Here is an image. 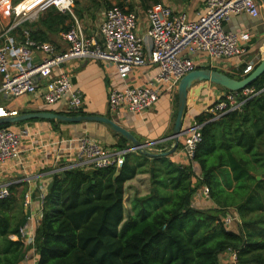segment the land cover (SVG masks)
<instances>
[{"label": "trees", "instance_id": "obj_1", "mask_svg": "<svg viewBox=\"0 0 264 264\" xmlns=\"http://www.w3.org/2000/svg\"><path fill=\"white\" fill-rule=\"evenodd\" d=\"M52 10L56 14L52 11L50 19L39 23L55 34L67 17ZM27 26L35 40L50 42L43 31ZM250 88L263 91L264 75ZM119 137L118 150L129 149L128 141ZM263 137L264 92L242 111L207 123L193 158L202 171L199 186L207 187L218 210L238 213L241 232L228 230L214 215L191 207L197 190L194 172L169 158L154 161L162 162L167 176L161 187L169 188V181L172 192L162 195L154 175L153 196L135 201L133 213L127 214L124 185L139 171L130 154L120 170H70L51 176L53 186L41 210L34 247L12 239L27 216L24 202L29 187L11 185L10 195L0 200V264H21L32 250L36 264H220V256L228 250L238 253V264H264V179L253 175L264 170ZM255 213L261 216L249 218Z\"/></svg>", "mask_w": 264, "mask_h": 264}, {"label": "built area", "instance_id": "obj_2", "mask_svg": "<svg viewBox=\"0 0 264 264\" xmlns=\"http://www.w3.org/2000/svg\"><path fill=\"white\" fill-rule=\"evenodd\" d=\"M74 6L75 0H0V16L11 20L8 30L0 34V96L3 100L37 96L51 107L63 104L64 112L61 113H80L84 99L74 87L72 76L65 71L64 65L74 60L98 61L114 66L120 80L119 86L109 92L110 113L116 115L127 111L144 114L156 106L163 96L174 94L187 74L199 69L216 70L225 61L246 56L251 34L226 32L224 25L234 16L247 14L258 18L261 14L257 0H206V11L196 20H190L186 13L157 3L147 8L146 34L140 36L137 14L115 6L106 11L99 34L89 38L75 15ZM52 9L73 18V24L63 33L67 49L61 53L55 45L35 40L32 29L27 26ZM263 59L264 49L258 63L247 64L238 71L237 76L247 77ZM147 66L155 68L149 81L142 85L131 84L129 79L136 69ZM263 92L250 87L238 93L226 91L223 97L205 107L186 128L180 153L193 161L207 123L241 111L248 101ZM17 115V112L0 105V118ZM199 117H206L207 120L199 122ZM29 135L27 129L17 132L11 128H0V165L9 162L22 164L23 138ZM65 144L67 146L64 147ZM54 147L52 143H47L43 149L47 154ZM56 150L58 156L55 159L59 164L47 172L50 176L70 170H120L126 156L132 152L131 148L107 149L87 135L74 144L62 140ZM45 175L25 178L19 183L39 181ZM11 185L14 184L0 188V200L10 195ZM34 190L29 188L24 202L26 213L31 211L32 215L19 235L12 236L13 240L21 241L27 247L35 245L39 224L37 217L41 213L49 183L38 185L39 211L34 209ZM204 195L210 199L206 187ZM237 220L230 219L227 223ZM228 252L229 263L238 264V253L233 250Z\"/></svg>", "mask_w": 264, "mask_h": 264}, {"label": "crops", "instance_id": "obj_3", "mask_svg": "<svg viewBox=\"0 0 264 264\" xmlns=\"http://www.w3.org/2000/svg\"><path fill=\"white\" fill-rule=\"evenodd\" d=\"M148 1L153 4L159 2L172 8L176 12L186 13L190 20H196L199 15L206 11V0ZM257 1L261 6V14L258 18H252L247 14H242L232 17L224 25L226 32H249L251 34L252 39L248 54L242 59L225 61L216 70L228 75L237 76L238 71L244 69L247 64L258 63L261 56V50L264 49V0ZM115 6H122V8L136 13L140 21L139 35L145 36L147 30V9L145 10L140 6V0H75V15L84 26L87 37L90 38L99 34V28L104 20L106 11L110 7ZM52 11L53 10H49L48 12L41 14L38 20L43 18L50 19ZM57 13L66 16L67 19L64 21L63 25H61V30L56 31L55 34H52L53 31L51 28H48L43 24L39 23V25H37L36 23H33L31 25L36 32L43 31L46 35H48L50 37V42L48 43L55 45L57 51L61 53L67 49V45L64 43L62 38L63 33L69 29L71 24H73V18L68 14H62L58 11ZM55 14L56 12L53 11V15ZM56 28L57 26H54L53 29ZM65 29L67 30L65 31ZM64 69L72 76L74 87L82 93L84 106L81 112L86 113L85 115L108 117L120 124L122 127L131 131L142 143L151 144L152 142L163 141L158 145L150 146L149 149L154 152L167 150V148L171 146L172 140L168 138H170L173 134L176 121V119H174L173 94L163 96L156 106L144 114H132L127 111H122L116 115H112L109 111V92L113 87L119 86L120 84V80L114 66L98 61L74 60L67 62L64 65ZM154 72L155 68L152 66L138 68L130 76L129 81L133 85L145 84L149 81ZM225 93L226 91L221 87L206 82L199 83L194 86L189 95V106L187 116L185 118L184 128H188L191 122L201 114V111L205 110V107L211 105L220 97H223ZM3 101L9 103L5 108L17 112L18 115L41 111H52L58 113L64 112L63 104L51 107L45 104L43 100L37 96H27L12 101L4 99ZM50 126L51 125L48 122H36L25 124L20 127L21 130L19 128H14V130L18 132L26 129L30 132L29 136L23 138L22 164L9 162L7 164L0 165V188L6 186L7 184L23 183L27 184L29 188H34V209L36 211H39L40 209L39 193L37 192L38 185L41 183L48 184L50 182L51 176L47 172L56 168L59 164V161L55 159L58 156L56 149L59 148L62 140L68 141V144L69 142L74 144L80 137L87 135L102 143L107 149L118 150V145L121 144V138L119 135L102 124H66L65 129L62 131L59 129L55 131L54 128ZM59 132L63 133V137L60 136ZM47 143H52V145L55 146L52 150H49L50 153H47L49 155H47L43 149V146ZM65 146L67 145L65 144L64 147ZM130 148L131 145L129 146V149ZM157 149L160 150L157 151ZM181 149L182 141L177 153L173 156L165 158H171L173 163L177 166L186 168L189 165V160L180 153ZM130 154L132 165L138 167L139 171L134 179L127 181L124 185V207L126 209V213L127 203L129 204V212L133 213V205L135 201L137 202V200L151 198L153 196L156 188L153 184L154 175L159 182V188H161V192L163 193L162 195L172 192V184H170L169 181L166 183L167 185L169 184V188L166 189L165 187H161L167 176L162 162L154 161L160 158H149L136 151H132L128 155ZM193 171L196 172L194 179H199L198 176L202 175V171L199 164L196 162H193ZM40 174H46L47 176L45 175V177H42L39 181L36 180L31 183H19L25 178L30 177L31 179ZM132 184L135 185L134 188H132ZM146 187H149V189L144 190ZM196 197V195L193 196L191 207L200 211L199 203L196 207L194 206V203L198 199ZM209 203H211V207L209 208L218 209L214 201L210 200ZM229 210L235 211L234 209ZM236 214L240 217L237 212ZM253 215H256V217L259 215L260 217L261 213L252 214L249 218H253ZM256 221L259 223L258 220ZM238 222L241 225V221L237 220L236 223ZM243 228L244 226L242 229ZM36 262L37 257L33 253L28 252L26 259L21 264H36Z\"/></svg>", "mask_w": 264, "mask_h": 264}, {"label": "water", "instance_id": "obj_4", "mask_svg": "<svg viewBox=\"0 0 264 264\" xmlns=\"http://www.w3.org/2000/svg\"><path fill=\"white\" fill-rule=\"evenodd\" d=\"M264 75V59L259 63L256 69L245 78L237 79L228 74L212 69H199L184 76L178 86V111L173 129V134L170 138L172 144L167 150L154 152L150 150V146L158 145L163 141L152 142L151 144L142 143L131 131L122 127L114 120L99 115H67L59 114L52 111H41L34 113H24L8 118H0V126L12 125L30 120L55 121L62 124H81V123H98L106 126L111 131L119 136L124 137L130 144L131 150L149 158H165L174 155L181 145L182 138L186 133L184 128L185 118L188 112L189 95L194 86L199 83H210L219 86L227 91L240 92L250 87L254 82L259 80ZM119 175V173L117 174ZM261 177L258 180L261 181ZM53 184H50L49 190ZM31 211H28L23 227L28 223L31 217ZM39 221L43 219V213L37 217Z\"/></svg>", "mask_w": 264, "mask_h": 264}, {"label": "rangeland", "instance_id": "obj_5", "mask_svg": "<svg viewBox=\"0 0 264 264\" xmlns=\"http://www.w3.org/2000/svg\"><path fill=\"white\" fill-rule=\"evenodd\" d=\"M153 5L152 2L148 1V0H140V6L143 8V9H147L149 6ZM41 18V17H40ZM40 22V19L35 21L34 23L38 24ZM11 25V20L9 19H3L1 16H0V34H2L3 32L7 31L8 28L10 27ZM236 76V75H234ZM237 79H239V77L236 76ZM260 96V95H259ZM173 98V106H174V119H176L177 117V111H178V94L177 92L173 94L172 96ZM256 98V97H255ZM9 104L8 102H5L3 101V97L0 96V105L3 106V107H6V105ZM55 110V109H54ZM242 111V110H241ZM36 122H48V121H41V120H30V121H24V122H20V123H16V124H12V127L11 129H14V128H19L24 126L25 124H28V123H36ZM50 124V123H49ZM52 128H54L55 131H57L58 129L60 131H62L63 129H65L66 127V124H62V123H55V124H50ZM21 130V129H20ZM18 132V131H17ZM21 132V131H20ZM60 133V136L63 137V133L62 132H59ZM59 136V138H60ZM264 138V137H263ZM264 142V141H263ZM128 146H130L131 144L128 142L126 143ZM160 149H157V151H159ZM177 153V152H176ZM175 153V154H176ZM182 154V153H181ZM173 156V155H171ZM170 157V156H169ZM171 160V158H169ZM189 160V159H188ZM172 161V160H171ZM173 162V161H172ZM175 164V163H174ZM188 168V169H187ZM186 170H193V161L192 160H189V165L188 167L185 168ZM262 171V170H261ZM194 172V171H193ZM253 175L258 178V177H261V181L264 179L263 175H264V170L262 173H259V172H253ZM196 176V172H194V177ZM193 177V184H194V188L196 187L197 190H196V193L195 195L197 196L196 198H198L196 200V202L194 203V206L196 207L197 204L199 203V208H200V211H203V212H206L207 214L209 215H214L215 217H217L219 220H221L222 222H225V227L228 229V230H232V231H235V232H241V229H240V224L239 222L236 223V221L232 222V223H227L228 220L232 219V220H236V218L239 219V217L237 216L236 212L233 211V210H229V211H220L218 209H214V208H209L211 207V203L209 198H207L205 195H204V190H205V186H199L200 183L203 181V177L202 175L198 176L199 179H194ZM197 177V178H198ZM135 185L132 184V188H134ZM207 188V187H206ZM149 187H146L144 190H148ZM210 204V205H209ZM127 214L129 213V204L127 203ZM253 218L255 219L256 218V215H253ZM240 220V219H239ZM239 224V225H237ZM222 256V257H221ZM220 256V264H225V263H229L230 261V254L229 252H225L223 253L222 255ZM231 263V262H230ZM229 263V264H230Z\"/></svg>", "mask_w": 264, "mask_h": 264}, {"label": "bare ground", "instance_id": "obj_6", "mask_svg": "<svg viewBox=\"0 0 264 264\" xmlns=\"http://www.w3.org/2000/svg\"><path fill=\"white\" fill-rule=\"evenodd\" d=\"M3 112L1 111V114H2Z\"/></svg>", "mask_w": 264, "mask_h": 264}]
</instances>
